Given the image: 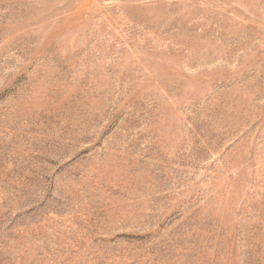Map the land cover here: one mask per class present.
Returning <instances> with one entry per match:
<instances>
[{
	"label": "rangeland",
	"instance_id": "374dc122",
	"mask_svg": "<svg viewBox=\"0 0 264 264\" xmlns=\"http://www.w3.org/2000/svg\"><path fill=\"white\" fill-rule=\"evenodd\" d=\"M0 264H264V0H0Z\"/></svg>",
	"mask_w": 264,
	"mask_h": 264
}]
</instances>
